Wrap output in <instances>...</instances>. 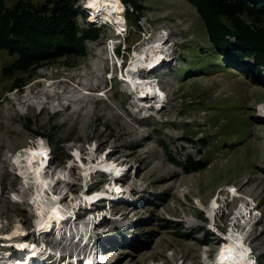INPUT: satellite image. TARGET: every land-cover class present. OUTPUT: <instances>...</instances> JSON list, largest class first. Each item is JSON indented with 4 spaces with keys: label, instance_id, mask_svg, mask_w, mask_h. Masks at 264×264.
I'll use <instances>...</instances> for the list:
<instances>
[{
    "label": "rangeland",
    "instance_id": "374dc122",
    "mask_svg": "<svg viewBox=\"0 0 264 264\" xmlns=\"http://www.w3.org/2000/svg\"><path fill=\"white\" fill-rule=\"evenodd\" d=\"M19 1L4 0L6 7ZM84 2L75 3V20L78 35H91L85 54L30 61L19 69L18 54L0 48V236L17 226L24 232L0 238V256L9 253L11 264H21L15 243L31 242L47 248L31 264H56L48 254L56 248V230H36L37 187L30 172L20 173L25 151L44 143L51 152L43 176L52 186L42 199L51 201L55 193L62 208L73 206L75 217L59 236L72 241L84 225L95 262L213 264L221 238L233 229L247 236L253 264H264V127L256 120L264 73L253 75L218 54L190 0H121L129 12L115 30L127 24L118 40L126 39L130 51L117 44V60L116 43L108 40L115 36L113 25L92 23ZM157 37L173 42L165 61L138 74L159 77L165 102L157 109L147 100L141 110L115 61L130 60L132 50ZM102 158L114 161L122 175L94 171L86 178L82 165ZM111 178L119 200L80 203L83 192L106 189ZM211 202L218 206L213 227ZM60 251L57 260H67L69 250ZM80 256L79 264L85 254Z\"/></svg>",
    "mask_w": 264,
    "mask_h": 264
},
{
    "label": "bare ground",
    "instance_id": "6f19581e",
    "mask_svg": "<svg viewBox=\"0 0 264 264\" xmlns=\"http://www.w3.org/2000/svg\"><path fill=\"white\" fill-rule=\"evenodd\" d=\"M85 3H87V6H85V8L90 9L93 13L94 17L91 20L92 23H97L99 26L100 20L101 22L104 20H110L114 28H120L119 26L125 25L126 21L124 18V11H126V8L121 0H86ZM166 40V37H157L153 40L152 44L144 45L142 47V50L134 53V57L132 58L129 67L126 69V79H123V81L129 84V94L134 96V102L141 106V110L142 107L144 110L149 107V104L145 103V101L147 100L148 102L149 100H154L155 105H153V107L157 106V109L163 108L165 95L162 94L163 92L161 91V88L159 89L156 80L150 77H142L138 73L139 70L144 66L147 67V69L143 70L149 72V70H153L154 68L159 66L161 62L165 61V57L163 54L165 53L166 47L162 43ZM146 55H148V58H145ZM262 103V106L260 105L261 108L260 106H258V110L260 113L256 116V120L260 125L264 127V101ZM49 157L50 150L48 149V147L44 143H39L37 147L25 151L24 160L27 161L26 168H20V173L26 174L27 172H30L32 174V178L34 179V183L37 187L36 193L32 198L33 203L36 205V230L40 233L49 230L51 227L56 230V248H49L50 251H48V254L52 255L56 262L57 257L62 253L60 251V248H65L69 250V257L71 258L75 256V258L73 261L68 258L64 264H79L80 262L78 258L81 257V253L85 254L84 257L82 256L83 260L87 259L85 264H100L101 262H104V259L100 258V261H94V253L96 252V248L93 246V240H90L89 229L85 231L84 225H79L80 227H78V231L76 232L77 235H74L72 241L69 239L64 240L59 236L61 231L63 230V224H65L68 218H73L74 211L72 210L73 206L69 209L62 208L60 205L59 197L54 195L55 193H52L53 200L51 201L49 200L46 202L42 199L45 195V191L52 186H50V178L47 176H43V171L46 168ZM20 159L21 158L17 156L15 162H13L18 164L20 163ZM82 166L84 167V173H82L86 178H88V175L94 171H101L105 174L111 173L117 175L121 173V169L116 168L115 165L107 162L104 158H102L98 163H90L89 165L83 164ZM111 179L112 180L106 186V189L103 188V190L101 191L96 190L92 194L83 192L81 195L80 203L90 205L100 197L107 195L105 191H109V189L114 186V184L112 183L113 178ZM102 199L107 200L105 198ZM78 204L79 203H76L75 207H77ZM217 208L218 206L215 202H211L207 208V213L212 219V227L215 223V214L217 212ZM240 210L243 211V205L240 207L239 211L236 212V215L240 213ZM87 226L89 227V225ZM245 229L246 227L243 226V231H245ZM22 235H24L23 230L19 226H17L10 232V234H7L6 236L1 234L0 238L4 240H10L16 237L20 238ZM87 237L89 238V240H87ZM246 237L247 236L243 235L242 233L238 234L237 232L235 233L233 229H229L228 234L221 238L222 241L220 242L218 249H216L217 254L213 261V264H253L252 260H250L249 258V250L246 246V242L244 241ZM74 238L76 240H74ZM15 247L17 248V253L19 256V258L17 259L21 261V264H31L40 254L43 253V250H47V248L43 244L40 245L31 242L22 243L21 241H16ZM88 249L90 253L88 256H86ZM8 254L9 253H5L0 256V264H11L8 258Z\"/></svg>",
    "mask_w": 264,
    "mask_h": 264
},
{
    "label": "trees",
    "instance_id": "16d2710c",
    "mask_svg": "<svg viewBox=\"0 0 264 264\" xmlns=\"http://www.w3.org/2000/svg\"><path fill=\"white\" fill-rule=\"evenodd\" d=\"M190 1L203 16L218 54L237 66L246 65L253 75L264 73L263 0ZM76 2L47 0L36 5L21 0L6 7L0 0V48L18 54L15 65L19 69L28 67L30 61L85 54V39L91 35H78ZM18 86L21 84L16 83Z\"/></svg>",
    "mask_w": 264,
    "mask_h": 264
}]
</instances>
